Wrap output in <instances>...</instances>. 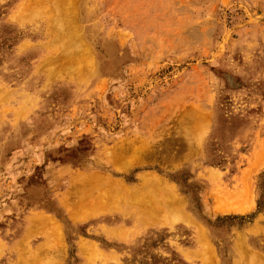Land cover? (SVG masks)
I'll return each instance as SVG.
<instances>
[{"label": "rangeland", "instance_id": "1", "mask_svg": "<svg viewBox=\"0 0 264 264\" xmlns=\"http://www.w3.org/2000/svg\"><path fill=\"white\" fill-rule=\"evenodd\" d=\"M0 264H264V0H0Z\"/></svg>", "mask_w": 264, "mask_h": 264}, {"label": "bare ground", "instance_id": "2", "mask_svg": "<svg viewBox=\"0 0 264 264\" xmlns=\"http://www.w3.org/2000/svg\"><path fill=\"white\" fill-rule=\"evenodd\" d=\"M64 2H65V1H64ZM61 3H63V2H61ZM59 4H60V3H58V5H59ZM19 5H20V4H19ZM60 5H61V4H60ZM62 5H66V4L64 3V4H62ZM19 7H20V6H18L17 8H19ZM59 8H60V6H59ZM20 12H21V11H20ZM61 18L63 19V17H61ZM60 20H61V19H60ZM60 20L58 19V22H59ZM63 20H64V21H62V20L60 21L62 25H63V23L65 22V19H63ZM70 20H71V18H70ZM73 21H74V20H73ZM73 21H72V22H73ZM60 22H59V24H60ZM66 22H68V21H66ZM72 22H71V23H72ZM68 23H69V22H68ZM68 23H67V25H70V24H68ZM57 26H58V24H57ZM63 26H64V25H63ZM61 29H62V28H61ZM60 31H65V34H66V30H60ZM61 33H62V32H61ZM63 33H64V32H63ZM68 34H70V32H69V33L67 32V34H66V35H63V38H62L61 34L59 33L60 36L57 35L56 37L58 38V36H59L60 39H63V40H64V38H65L64 36H67ZM60 39H59V40H60ZM65 39H66V38H65ZM55 41H56V40H55ZM68 41H72V40L70 39V40H68ZM60 42H61V40H60ZM62 42H63V41H62ZM63 43H64V42H63ZM65 43H66V42H65ZM68 44H70V42H68ZM84 51H85V50H84ZM82 52H83V51H82ZM83 53H84V52H83ZM83 53H82L81 55H83V58L85 59L84 61H86L87 58H85V53H84V54H83ZM73 55H74V54H73ZM73 55L71 54V58H72ZM81 55H79V56L75 55V56H77V57L79 58ZM86 55L88 56L89 53H87ZM67 56H69V55H67ZM77 57H76V58H77ZM69 58H70V56H69ZM73 58H74V57H73ZM80 58H82V57H80ZM89 58H90V57H89ZM73 60H74V59H73ZM82 60H83V59H82ZM60 61H61V60H60ZM70 61H72V60L70 59ZM70 61H69V62H70ZM74 61H76V60H74ZM62 62L64 63V60H63ZM62 62H61V63H62ZM65 62H66V59H65ZM69 62H68V63H69ZM82 62H83V61H82ZM63 63H62V64H63ZM68 63H66V66H65L66 68H67L68 66H70V65H68ZM74 63L76 64V62H74ZM74 63H73V64H74ZM80 63H81V62H80ZM75 64H74V65H75ZM86 64H87V63H86ZM86 64H84V65H86ZM67 65H68V66H67ZM76 65H77V66H80V64H76ZM77 66H75V67L77 68ZM81 66H82V64H81ZM61 67H62V65H61ZM65 67L63 68V70L65 69ZM75 67H73V68H75ZM59 68H60V67H59ZM70 68L73 69L72 67H69V69H70ZM85 68H86V67H85ZM67 69H68V68H67ZM67 69H65V70H66L65 74H69V73H67ZM57 70H58V68H57ZM54 71H55V70H54ZM68 71H70V70H68ZM71 72H72V71H71ZM54 73H55V72H54ZM57 73L60 74L61 72H57ZM72 74H73V73H72ZM81 74H82V72H81ZM78 75H80V74H78ZM78 75H77V76H78ZM63 76H64V74H63ZM65 76H66V75H65ZM69 77H70V75H69ZM78 176H80V175H78ZM80 177L83 178L82 176H80ZM146 177H147V176H146ZM76 178H77V177H76ZM76 178H75V179H76ZM85 178H86V177H85ZM75 179H74V181H76V183H77L78 180H75ZM77 179H78V178H77ZM80 180H81V181H80V184H82V183H83V182H82L83 179H80ZM150 180H151V179H150ZM107 181L109 182V180H107ZM81 182H82V183H81ZM111 182H112V181H111ZM116 182H118V181H115V183H116ZM74 183H75V182H74ZM95 183H96L97 185L107 186V187L105 188L106 190L109 189V190H115V191H117V192H116L117 194L115 193V195H118V193H119V192H118L119 188H117V187H113V186H112V185L115 184V183L110 184V185H106V182H105L104 180H102L100 177H99V179L96 180ZM85 184H86V183H85ZM148 184H149V183H148ZM150 184H151V182H150ZM82 185H83V184H82ZM116 186H117V185H116ZM141 186H142V185H141ZM141 186H140V187H141ZM143 186H144V185H143ZM155 186H156V185H155ZM155 186L153 185V186H149V187H153V188L155 189ZM84 187H85V186H84ZM138 187H139V186H138ZM138 187H137V188H138ZM159 187H160V186H159ZM116 188H117L118 190H117ZM153 188H152V189H153ZM165 188L168 189V187H165ZM93 189H94V188H93ZM95 189H97V188H95ZM124 189H125V188H124ZM131 189H134V188H131ZM131 189H130V190H131ZM144 189H146V190H144L146 194H152L151 189H147V188H145V187H144ZM154 189H153V190H154ZM156 189H157V188H156ZM158 189H159V188H158ZM158 189H157V190H158ZM166 189H165V190H166ZM139 190H140V192H142V191H141L142 188L139 189ZM139 190H136V192L139 191ZM163 190H164V189H163ZM170 190H172V189H170ZM88 191H90V190H88ZM115 191H114V192H115ZM91 192H93V191L91 190ZM122 192H125V191H122ZM122 192H121V193H122ZM129 192H130V191H129ZM129 192H128V193H129ZM136 192H135V193H136ZM167 192H170V191H167ZM89 193H90V192H89ZM121 193H120V194H121ZM143 193H144V192H143ZM80 194H81V192H80ZM156 194H157V193H156ZM164 194H165V192H164ZM171 194H172V193H171ZM93 195H94V194H93ZM95 195H96V194H95ZM104 195H105V194H104ZM130 195H132V194H130ZM133 195H134V192H133ZM172 195H173V194H172ZM83 196H84V194H83ZM143 196H144V195H143ZM149 196H152V195H149ZM164 196H165V195H164ZM85 197H86V196H85ZM85 197H84V198H85ZM89 197H90V196H89ZM91 197H92V195H91ZM91 197H90V198H91ZM93 197H94V196H93ZM152 197H153V196H152ZM167 197H168V195H167ZM87 198H88V197H87ZM108 198H109V196H108ZM140 198H141V197H140ZM170 198H172V196H171ZM98 199H99V198H97V200H98ZM105 199H106V198H105ZM110 199H111V198H110ZM110 199H109V200H110ZM142 199H144V197H143ZM179 199H181V198H179ZM94 200H95V197H94L93 201H94ZM97 200H96V201H97ZM100 200H101V199H100ZM100 200H99L100 206L106 204V203H104V202H102V201L100 202ZM125 200H126V199H125ZM153 200L156 201L154 198H153ZM65 201H66V200H65ZM81 201L83 202V199H82ZM81 201H80V202H81ZM84 201H86V199H84ZM87 201H89V198H88ZM87 201H86V202H87ZM106 201H107V200H106ZM140 201H143V200H140ZM140 201H139V202H140ZM170 201H171L170 203L172 204L171 206H173L172 209H174L176 206L179 205V201H178L177 199L172 198V200H170ZM180 201L182 202V200H180ZM82 202H81V203H82ZM86 202H85V203H86ZM90 202H91V201H90ZM97 202H98V201H97ZM97 202H95V203H97ZM139 202H138V203H139ZM215 202H216V205H217V204H218L217 201H215ZM64 203L66 204V203H68V202H64ZM115 203H116V202H115ZM117 203H118V202H117ZM141 203H142V202H141ZM86 204H89V203H86ZM86 204H85V205H86ZM93 204H94V203H93ZM96 205H97V204H96ZM106 205H107V204H106ZM138 205H139V204H138ZM218 205H219V204H218ZM67 206H69V204H68ZM113 206H114V204H113ZM139 206H140V205H139ZM181 206H182V205H181ZM223 206H224V205H223ZM225 206H226V205H225ZM225 206H224V209H225ZM79 207H80V206H79ZM84 207H85V206H84ZM114 207H115V206H114ZM143 207H144V206H143ZM216 207H217V206H216ZM216 207H215V208H216ZM221 207H222V205H221ZM238 207H239V206H238ZM80 208H81V207H80ZM151 208H152V206H151ZM227 208H228V207H227ZM229 208L232 209L233 207H229ZM242 208H243V207H242ZM144 209H145V208H144ZM147 209H148V208H147ZM154 209H155V208H154ZM157 209H158V208H157ZM221 209H222V208H221ZM233 209H234V208H233ZM159 210H160V208L158 209V211H159ZM215 210H218V209H215ZM227 210H228V209H227ZM238 210H239V209H238ZM145 211H146V210H145ZM181 211H182V210H181ZM143 214H144V213H143ZM152 214H153V213H152ZM183 214H184V212H183ZM75 215H77V214H75ZM185 215H186V214H185ZM163 216H164V215H163ZM164 217H165V216H164ZM168 217H170V216H168ZM172 217H173V216H172ZM172 217H171V218H172ZM39 218H40V217H39ZM39 218H34V219H35V221L38 222V220H40ZM143 218H144V217H143ZM158 218H159V216H158ZM141 219H142V218H141ZM144 219H145V218H144ZM156 219H157V218H156ZM164 219H166V218H164ZM175 219H179V218L176 217ZM42 220H43V219H42ZM42 220H41V221H42ZM147 220L149 221V220H151V218H150V219H147ZM168 220H170V219H168ZM165 221H166V220H165ZM172 221H174V220L172 219ZM37 222H35V223H37ZM42 222H44V221H42ZM42 222H41V223H42ZM45 222H46V220H45ZM191 222H192V220H191ZM50 224H51V222H50ZM35 226H36V225H35ZM43 226H44V223H43ZM197 227H198V226H197ZM199 227H200V226H199ZM39 228H40V227H39ZM200 228H201V227H200ZM201 229H202V228H201ZM201 229H200V230H201ZM118 230H119V229H118ZM123 230H124V229H123ZM123 230L121 229V231H123ZM116 232H117V231H116ZM112 233H113V231H112ZM121 233H122V232H121ZM202 234H203V232H202ZM201 236L204 237L203 235H201ZM202 237H201V238H202ZM122 238H123V237H122ZM83 249H84V248H83Z\"/></svg>", "mask_w": 264, "mask_h": 264}]
</instances>
